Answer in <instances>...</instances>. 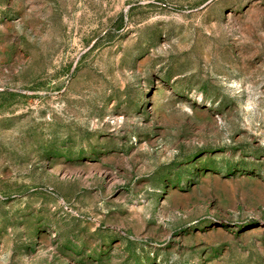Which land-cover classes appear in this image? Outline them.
Wrapping results in <instances>:
<instances>
[{
	"label": "rangeland",
	"instance_id": "1",
	"mask_svg": "<svg viewBox=\"0 0 264 264\" xmlns=\"http://www.w3.org/2000/svg\"><path fill=\"white\" fill-rule=\"evenodd\" d=\"M0 264H264V0H0Z\"/></svg>",
	"mask_w": 264,
	"mask_h": 264
}]
</instances>
